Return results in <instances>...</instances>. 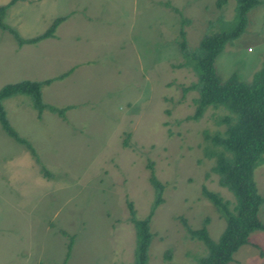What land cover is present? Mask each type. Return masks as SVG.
<instances>
[{
	"label": "rangeland",
	"instance_id": "rangeland-1",
	"mask_svg": "<svg viewBox=\"0 0 264 264\" xmlns=\"http://www.w3.org/2000/svg\"><path fill=\"white\" fill-rule=\"evenodd\" d=\"M217 1L15 0L7 7L4 22L23 38L59 16L66 19L54 37L22 46L0 29V89L70 70L42 85L41 97L47 106L71 108L63 117L47 107L38 115L27 95L2 100L9 124L32 144L50 175L0 123V264H59L69 235L66 264H133L132 217L148 216L145 264H199L205 247L186 227L205 225L217 240L225 225L203 189L230 206L234 198L219 185L214 158L205 153L211 142L206 132L224 130L218 119L226 111L209 107L199 119L188 118L197 78L179 47V30L193 51L205 34L229 28L236 1ZM263 65L261 0L215 66L223 79L236 73L250 81ZM151 173L162 185L155 208ZM253 178L264 222V162ZM249 241L228 264H264V231L251 232Z\"/></svg>",
	"mask_w": 264,
	"mask_h": 264
},
{
	"label": "trees",
	"instance_id": "trees-1",
	"mask_svg": "<svg viewBox=\"0 0 264 264\" xmlns=\"http://www.w3.org/2000/svg\"><path fill=\"white\" fill-rule=\"evenodd\" d=\"M15 0L0 5V29L9 31L14 35L18 46L35 44L46 38L54 37L58 25L66 19V16L55 18L43 32L23 38L19 33L4 22L7 7ZM224 0H218L217 5ZM235 22L225 28L223 26L212 34H205L199 42L197 49L188 50L184 31L181 28L179 34L181 41L179 47L191 62L196 73V82L190 89H196L197 96L193 99L194 111L188 118L199 119L207 108H221L226 111L218 121L225 123L223 131L208 134L210 147H206V155L214 158L212 170L219 176V185L226 188L233 196V206L224 200L219 194L203 189V194L216 207L222 215L225 225L217 240L210 237L205 225L197 229L187 231L193 239H196L205 247V253L199 258V264H228L233 261V255L237 250L250 244L249 235L255 230L264 231V222L259 218V208L263 202L262 195L258 192L253 174L254 169L264 162V65L256 70L250 81H245L236 73H232L223 79L215 66V59L222 52L224 46L237 38L247 21L248 12L261 3V0H235ZM70 73V70L43 81L21 80L4 85L0 89V123L6 133L17 143L24 145L40 163L44 175H50L39 161L32 144L20 136L9 124L2 100L17 94L31 97L38 115L47 107L53 113L61 117L71 108L66 106L58 108L47 106L41 97V86L51 83L54 79H62ZM184 91H187L185 89ZM150 181L156 187V199L153 208L157 207L161 199L162 185L151 173ZM132 204L128 202L131 213ZM136 232L135 261L133 264H145L147 251L151 239L148 228L150 216L143 220L132 217ZM185 224V220L183 219ZM186 225V224H185ZM65 233L64 231H61ZM66 234V233H65ZM69 241L63 260L59 264H66L70 257L73 245V236H68ZM167 252V256H168Z\"/></svg>",
	"mask_w": 264,
	"mask_h": 264
}]
</instances>
